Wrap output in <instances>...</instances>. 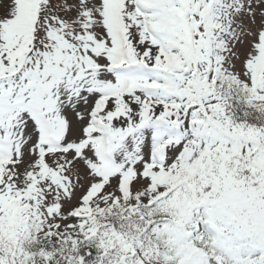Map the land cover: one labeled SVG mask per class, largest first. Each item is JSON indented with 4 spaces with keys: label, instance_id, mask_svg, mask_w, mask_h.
I'll return each instance as SVG.
<instances>
[{
    "label": "snow or ice",
    "instance_id": "obj_1",
    "mask_svg": "<svg viewBox=\"0 0 264 264\" xmlns=\"http://www.w3.org/2000/svg\"><path fill=\"white\" fill-rule=\"evenodd\" d=\"M0 264H264V0H0Z\"/></svg>",
    "mask_w": 264,
    "mask_h": 264
}]
</instances>
